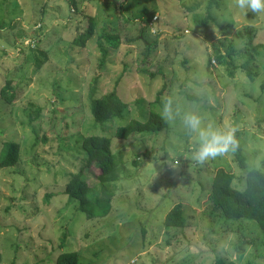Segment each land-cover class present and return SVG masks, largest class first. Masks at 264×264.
<instances>
[{
  "label": "rangeland",
  "instance_id": "obj_1",
  "mask_svg": "<svg viewBox=\"0 0 264 264\" xmlns=\"http://www.w3.org/2000/svg\"><path fill=\"white\" fill-rule=\"evenodd\" d=\"M75 2L0 0V88L12 79L16 92L12 101L0 95V158L11 140L20 145L18 161L0 166V264H53L63 250H78L82 264H213L216 257L264 264L259 224L227 219L209 199L218 167L233 172V185L242 189L249 165L264 158V46L250 61L253 78L240 67L229 75L213 57V43L223 39L242 63L247 33L237 31L250 27L252 43H264V15H245L231 0L212 3L214 19L206 23L196 18L206 16L208 0ZM89 15L96 20L92 36L84 46L72 44ZM103 30L120 37L104 58ZM113 88L128 106L102 128L91 95ZM165 100L217 128L236 127L246 166L234 153L203 166L185 159L195 144L179 118L156 133L114 135L131 119L146 120L151 109L161 113ZM91 133L111 138L119 164L111 194L92 168L84 170L98 209L109 204L105 215L87 217L63 190L84 161L81 141ZM173 158L180 160L176 170L168 167ZM178 202L185 224L165 226Z\"/></svg>",
  "mask_w": 264,
  "mask_h": 264
},
{
  "label": "trees",
  "instance_id": "obj_2",
  "mask_svg": "<svg viewBox=\"0 0 264 264\" xmlns=\"http://www.w3.org/2000/svg\"><path fill=\"white\" fill-rule=\"evenodd\" d=\"M72 4H76L75 0H71ZM212 3H218V0H208L206 5V16L196 18L202 23H206L211 16L210 6ZM143 7H141L142 9ZM144 8L140 11L143 12ZM89 25L84 31L75 35L71 42L72 44L84 46L86 41L93 34L95 17L88 16ZM148 21V20H147ZM146 21V22H147ZM247 33V43L243 50L246 59L242 63H236V55H241L232 43H225L221 39L218 43H213V57L218 64H226L229 75H233L236 68L240 67L253 78L252 65L250 61L255 58V53H258L259 48L264 46L263 42L252 43L253 30L250 27H245L243 31H237L238 36ZM103 41L99 40L100 50L103 58L108 52V47H117L120 43L119 34L114 31L103 30L99 35ZM220 44L224 46L225 52L220 48ZM30 49V48H29ZM37 51L35 49H30ZM37 64L42 62L41 57L34 56ZM103 62V59H101ZM12 84V79H6L4 85L0 88V95L7 101H12L16 92ZM188 99L197 100V98L189 93L185 94ZM128 103L120 97L116 88L90 99V109L93 115L94 122L102 128L104 124L113 117H120L125 112ZM168 122L161 118V113L156 110H149L146 120L131 119L127 123L117 126L114 135L118 138H128L135 133H156L166 127ZM240 142V141H239ZM81 146L85 151V158L80 168L73 172L65 184L63 192L68 195L69 200L76 199L78 201L77 208L85 212L87 217L96 215H105L109 208V204H101V209H98L99 196H90L89 192L93 187L83 178V173L86 168H92L95 177L98 180L100 189L105 193L111 194L110 185L118 178V164L115 153L111 149V138L109 136L91 133L82 138ZM19 143L11 140L7 150L0 158V166L15 164L19 159ZM234 158L237 160L240 167H245V155L242 150V143ZM235 175L233 172L218 167L215 171L209 199L212 201L213 207L227 219L235 218H251L255 220L260 228L264 231V158L261 160L259 168L255 170H247L245 173V186L240 189L233 185ZM111 190V189H110ZM112 191V190H111ZM105 201H109L105 197ZM96 207V208H95ZM96 209L98 210L96 212ZM101 213V214H100ZM163 223L165 226H183L185 224V214L181 203H175L165 214ZM62 242V246H63ZM53 264H82L78 250H63L61 251ZM213 264H228L224 258L216 257Z\"/></svg>",
  "mask_w": 264,
  "mask_h": 264
},
{
  "label": "clouds",
  "instance_id": "obj_3",
  "mask_svg": "<svg viewBox=\"0 0 264 264\" xmlns=\"http://www.w3.org/2000/svg\"><path fill=\"white\" fill-rule=\"evenodd\" d=\"M232 7L244 12L247 15L252 12L255 16L264 15V0H231ZM161 118L168 123L175 122L177 118L192 139L195 147L190 155L185 159L195 161L203 166L205 163L224 157L229 153H236L240 147L239 139L236 136L238 129L217 128L211 122H205V119L196 112H185L181 114L178 110H174L172 102L165 100L161 112ZM170 169L176 170L181 164L179 159H170L168 162ZM259 168V164L253 161L249 165V170ZM191 171V169H189Z\"/></svg>",
  "mask_w": 264,
  "mask_h": 264
}]
</instances>
